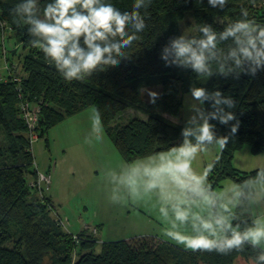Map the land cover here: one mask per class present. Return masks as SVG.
I'll use <instances>...</instances> for the list:
<instances>
[{"label": "clouds", "instance_id": "obj_1", "mask_svg": "<svg viewBox=\"0 0 264 264\" xmlns=\"http://www.w3.org/2000/svg\"><path fill=\"white\" fill-rule=\"evenodd\" d=\"M192 2L205 12L227 11L229 15L219 27L204 20L184 27L159 51L165 66L190 74L185 99L189 115L175 147L108 167L102 179L115 205L151 202L161 225L159 235L184 250L221 255L251 250L252 264H264V169H258L254 178L227 182L222 190L213 191L208 180L212 163L194 166L213 149L218 161L240 127L237 100L195 78L239 79L242 74L254 78L264 72V23L257 22L250 11L256 0ZM154 4L155 0H130L125 6L117 0H18L10 11L14 23L26 26L31 47L70 83L130 60L143 34L154 27ZM146 92L149 102L156 105L161 93ZM214 121L226 126L228 134H219ZM173 124H180V119L175 117ZM102 138L100 115L94 112L84 140L92 143Z\"/></svg>", "mask_w": 264, "mask_h": 264}, {"label": "trees", "instance_id": "obj_2", "mask_svg": "<svg viewBox=\"0 0 264 264\" xmlns=\"http://www.w3.org/2000/svg\"><path fill=\"white\" fill-rule=\"evenodd\" d=\"M17 2L0 0V65L5 57L2 22H7L12 27L7 44L13 39L20 45L11 49L8 44L7 59L13 66L18 57L21 66L20 73L14 70L19 80L8 69L6 77L0 79V264H234L238 256L251 259V250L228 255L191 252L150 234L106 241L98 250L100 242L89 229L80 230L82 244L76 255L72 234L59 226L47 204L29 187L37 169L27 126L19 111L21 86L28 99L43 100L40 137L72 114L96 107L104 129L125 161L169 151L175 147L182 127L173 123L183 106L182 85L190 83V74L165 66L159 51L169 37L180 33L179 22L187 12L194 13L196 24L204 20L217 27L229 13L205 12L192 0H155L151 9L154 27L143 34L130 60L97 71L84 81L69 83L42 53L31 47L26 26L14 23L10 10ZM117 2L125 6L130 0ZM249 8L256 21L264 23V2L256 0ZM195 79L205 87H219L237 100L235 111L240 127L219 154V160L211 162L208 180L213 191L225 178L236 183L254 178L257 170L264 167L240 171L233 165V156L244 145H250L254 153H264V72L254 78L242 74L239 79L221 75H213L208 81ZM146 89L161 93L156 105L149 102ZM130 110L134 116L122 120ZM217 131L226 135L229 129L217 123Z\"/></svg>", "mask_w": 264, "mask_h": 264}, {"label": "rangeland", "instance_id": "obj_3", "mask_svg": "<svg viewBox=\"0 0 264 264\" xmlns=\"http://www.w3.org/2000/svg\"><path fill=\"white\" fill-rule=\"evenodd\" d=\"M181 23L182 21L180 22L181 30L184 27L186 29L194 27L196 25L194 13L192 11L187 12L183 23ZM22 54L21 58L24 57V53ZM18 63L19 58L16 57L13 65L17 66L16 72L20 73L21 66ZM3 65L5 66L4 63ZM5 68L7 67L5 66ZM12 74L14 75V73ZM189 86V82L184 83L182 91H188ZM83 111L87 115H93L94 112H98L96 107H90ZM132 112L133 110H130V112L123 115L122 120L127 121L128 118L134 116ZM86 119L91 126L90 119L88 117ZM75 127L77 128L76 124L71 126L69 120L63 121L61 125L58 124L50 128L45 136L39 137L33 143V155H35L36 166L38 165L37 168L43 172H50L52 184L49 194L55 197L56 205L62 216L68 219L69 231H80L81 225H88L86 228L97 227L99 233L96 236L100 242L98 247V250H100L103 242L115 239L120 240L122 238L126 239L127 236H131L135 232L150 229L149 225L144 221L149 219L148 215H151L148 209L149 206L140 205L141 211L137 212L138 210L134 208L132 209V214L129 216L124 206L115 205L108 199V188L102 177L106 169L110 167V163L115 167V163L109 161L113 157L110 156L108 151L111 153L113 151H116V153L120 151H117L112 140L107 136L108 134L105 135L106 130L104 126L103 133L109 144L107 147L103 145L99 146L103 162L105 163V165L100 166H95L96 160L102 162L98 156L94 161L90 160L89 156H86L87 159L85 160V158L83 159L85 155L77 153L79 150L83 152L85 146L71 141L73 132L69 129ZM78 128H80V125ZM94 169H98L99 172L93 176L92 172Z\"/></svg>", "mask_w": 264, "mask_h": 264}, {"label": "crops", "instance_id": "obj_4", "mask_svg": "<svg viewBox=\"0 0 264 264\" xmlns=\"http://www.w3.org/2000/svg\"><path fill=\"white\" fill-rule=\"evenodd\" d=\"M9 45H10L11 49H13V48L14 49H18L20 47V45L19 44L16 45V43H14L13 40L10 41ZM6 74H7V68H5V66L2 63L0 65V79L5 78ZM185 92L188 93V91H185ZM185 92L183 94V106L180 109L179 116H178V118L180 119V125L181 126L183 125L184 119L187 117V115H189V113L187 111V108H186V104H185V99H186V93ZM87 117L91 121L92 114L87 115V113L85 111H81V112H78L76 114H72V116L67 117L66 119H64V121L69 120L71 122V126H74V124H76V126H77V128L75 127V128L69 129V130H71L73 132L71 141L75 142V143L78 142L79 145L85 146V150H83V152L81 150H79L77 152L79 154L85 155L83 157V159L85 158V160H86L87 159L86 156H89L90 160L94 161V159L96 160V157L98 156V158L100 160H102V162H98L96 160L95 161V166L96 165L97 166L105 165V163L103 162V157L101 156L102 152H100L99 146L103 145V146L107 147V145L109 143L106 140V138H105L106 136H104V133H103V138L101 140H99V141H93L92 143L85 142L84 136L87 133H89V131L91 129V126H90V124H88V121L86 119ZM174 120H175V118H174ZM62 123H63V121H62ZM60 125H61V123H60ZM79 125H80V128H78ZM105 135H107V131L105 132ZM108 152H109L110 156L113 157V159H111L109 161L110 162L113 161L115 163L114 164L115 167H117L118 165H120V164L125 162V159L123 158V156L121 155L120 152H118V153H116V151H113V153H111L110 151H108ZM156 155H159V154H156ZM215 156H216V152H215L214 149L211 150L210 152H206V153L202 154L200 161L198 162L197 165H194V166L197 167V168L205 167V166H207V164L209 162L215 161V159H214ZM233 157H234L233 165H234L235 168H238L240 171H242V170L243 171H253L254 169L264 167V153H254V152H252V148H251L250 145H244V147H242L241 150H238V151L235 152ZM56 167H57V164H56ZM110 167H113L111 165V163H110ZM56 169H58V168H56ZM98 172H99L98 169H94V171L92 172V175L94 176ZM227 182L236 183V181L233 180V179L231 180L230 178H225V179L222 180L221 184L217 188L214 189V191L222 190L223 186ZM50 198L54 201L56 209L60 212V210L58 209V207L56 205L57 203H56L55 197L52 194H50ZM143 205L149 206L148 209H149L151 215H148L149 219L148 220H144V221L146 222L147 225H149L150 229H144L141 232H135L131 236H127L126 238H130V237H133L135 235L136 236H143L144 234L157 235V236L161 237L159 235L161 225H160V223L158 221V218L154 215V209H153L152 203L151 202H145ZM124 207H125L126 213H128L129 216L132 214V209H134V208H135V210L136 209L138 210L137 212L141 211V209H140L141 206L140 205L124 206ZM60 214L62 215L61 212H60ZM239 218L240 219H244V218H247V217L246 216H241ZM86 226H88V225H86ZM86 226H82L81 225V228L79 230L90 228V227L86 228ZM94 228H97V227H94ZM98 233H99V231H98ZM162 239L167 242L166 239H164V238H162ZM115 240H117V239H115ZM169 242H171V241H169ZM171 243L176 245L174 242H171ZM176 246H178V245H176ZM179 247H181V246H179ZM236 263L237 264H252V261H251V259L244 258L242 256H238L237 259L235 260L234 264H236Z\"/></svg>", "mask_w": 264, "mask_h": 264}, {"label": "built area", "instance_id": "obj_5", "mask_svg": "<svg viewBox=\"0 0 264 264\" xmlns=\"http://www.w3.org/2000/svg\"><path fill=\"white\" fill-rule=\"evenodd\" d=\"M1 42L3 44V55L4 57V64L9 70L10 74L13 75L14 70L17 69V66H10V63L7 59V53L9 51L8 48V38L10 34L12 33V27L7 24V22H2V29H1ZM17 71V70H16ZM15 80H19L20 77L13 75ZM18 99H19V111L21 114V117L23 121L26 123L27 126V133L30 140V144H32L33 149V143L36 142L40 137L39 126H40V119L42 117V99L33 102L32 100L25 97L23 88L21 86L18 87ZM36 166V162L34 164ZM37 174L36 176H31L29 181V187L35 192L37 197L41 199L44 203L47 204L48 210H50V213L52 217L57 221L59 226H61L64 230L67 232H70L72 234V238L74 243H76V250L75 254L78 252L79 246H81L82 242V236L80 235V231L72 232L68 229V219L63 217L60 212L56 209V206L54 204V201L50 198L49 191L51 190V184H52V176L50 172H43L42 170H39L36 166ZM91 230L94 234H97V228H88ZM77 255V254H76Z\"/></svg>", "mask_w": 264, "mask_h": 264}]
</instances>
